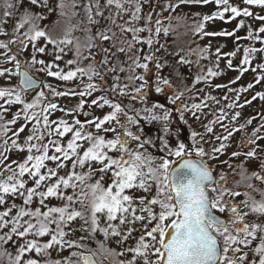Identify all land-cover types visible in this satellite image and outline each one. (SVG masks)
I'll return each instance as SVG.
<instances>
[{"label":"snow or ice","instance_id":"1","mask_svg":"<svg viewBox=\"0 0 264 264\" xmlns=\"http://www.w3.org/2000/svg\"><path fill=\"white\" fill-rule=\"evenodd\" d=\"M209 3L222 10L194 22L193 35L235 36V48L217 47L214 67H200L189 87L180 69H191L188 55L198 65L207 59L211 45L169 51L159 42L171 30L162 21L182 5ZM243 3L264 8V0ZM227 12L261 26L248 25L244 37L237 35L243 20L234 31H205ZM52 14L62 27L43 23ZM238 54V65L227 59L220 68L222 58ZM234 68L235 79L211 85ZM249 71L254 82L230 87ZM49 78L79 84L60 90ZM262 81L264 16L229 0H0V264H97L100 257L111 264H264V112L246 133L256 117L240 123L243 112L235 110L264 101L256 92L241 102ZM201 83L235 99L210 113L202 133L189 125L184 136L186 113L201 122L207 101L220 104L210 93L183 102L186 91L204 92L195 87ZM60 97L79 100L68 108ZM93 107L108 111L76 118ZM236 133L246 134L230 151Z\"/></svg>","mask_w":264,"mask_h":264},{"label":"rangeland","instance_id":"2","mask_svg":"<svg viewBox=\"0 0 264 264\" xmlns=\"http://www.w3.org/2000/svg\"><path fill=\"white\" fill-rule=\"evenodd\" d=\"M164 2H165V0H161L162 4ZM229 3H230V5L239 7L240 9L247 7L255 15L264 16V8H261L259 6H254V5H245L243 3V0H229ZM218 10H222V8L218 9L217 5L215 3H209L207 5H196V4L182 5L180 10H178L177 12L171 13L173 19L168 20L165 18L162 21L165 26H170L171 30H170V34L167 37H164L163 35H161V37H159V42L161 44L166 43L169 46V51L179 50L182 48V49H184V52L182 54H187L189 49H195L198 46L199 47H206L209 44L211 45L210 52L212 53V55H210L207 59H199V65H198L197 64V60H198L197 55H195V54L188 55L187 58L193 62L191 69H189L188 66H184L182 69H180V71L182 72L183 77H184V83H187L189 87H192V80L194 79L195 75L199 72L200 67H203L205 70L208 67H214V65H215V49L217 47H220L223 52H230V51H233L235 48V36H232V37H228V36H204V37H200V36H194L192 31H191V27L194 24V22L202 19L203 15H211L213 12H216ZM164 15H166V14H162V16H164ZM177 16L181 17V19H176ZM231 16H232V14L230 12H227V13H224L225 18L223 20L216 18L214 20H210V21L206 22L205 31H208V32L234 31V30H236L237 23H239L240 20H243L245 26L243 28L239 29V31L237 32V35H239L240 37H244L247 35L248 25H252V27L254 29L261 26L260 21L254 20L251 17L241 16V17H237L236 19H231ZM125 18H127V17H125ZM58 20H60V26L62 27L63 26V20H61V18H59L56 14H52V16L49 17V19L45 20L43 23L48 24L51 27V26H54L56 24V21H58ZM119 22L120 21H118V23ZM73 23H75V20L73 21ZM117 31H118V29H117ZM141 35H147V34L142 33ZM73 36H81L82 37L83 34L81 32L77 31V32L73 33ZM239 43L241 45L246 46L249 42L247 40L241 39L239 41ZM255 46L260 47L261 45L256 44ZM138 47H139V45H138ZM144 50L147 51L146 45L144 46ZM72 58H73V55L71 52H69L67 54V56L65 57V60L72 59ZM227 59H232L233 64L238 65L239 59H240V54H238V56L235 58H231V57L222 58L221 62H220V68L221 69L225 68ZM257 62H259V60L254 61L253 66H255V63H257ZM23 66L27 68L26 64H24ZM60 66L64 67L63 62H60ZM67 70L68 69L65 68V71H67ZM189 73H191V75H189ZM164 74L167 75V71H165ZM33 75H36V74H33ZM237 75H239V72L235 68L232 70H227L221 76L210 78V83L213 86L215 84H228L229 80L235 79V77ZM255 75L256 74H254L250 71L246 72V73H244V75L241 77V79L236 84L230 85V87L239 88L241 85L247 86L248 83L254 82ZM39 78L44 79V77L42 75ZM15 82L16 81L13 80V83H15ZM49 82L53 83L54 85L59 84L60 90H67L68 88H73L77 84H79V80H76L74 82H67L65 84L64 82L56 81L55 78H49ZM136 83L139 84L140 82L137 81ZM176 87L178 88V90L182 91L183 90V83H180L179 81H177ZM195 87L196 88H202L204 90V92L197 95L194 90L192 92L186 91V92H184V96L182 98L183 102L188 103L190 105L193 102H199L200 97L203 96L205 93H210L212 96H215L220 100V104L217 105L214 101H211V100L207 101V103L209 105H211V109H209V108L203 109V111L205 113H209V115H207L206 117H202L201 122H195L192 119L191 115L186 113V116L188 119V125H186L187 129L183 130L184 136L188 135L190 128H191V130H195L197 132L202 133L204 130L201 127V123H207L208 120H211L214 118V116L210 113L212 111H216L219 107L226 105L227 103H230L232 100L235 99V96L231 93H228V96H229L228 100L223 99L225 93H227L226 88L225 89H215L214 87H208L206 84H203V83L198 84ZM256 92H264V81H262L260 84L255 85L253 87V89L249 90L248 93H242L241 94V102H243V100L245 98L251 99V96L255 95ZM33 95H35L34 92L29 93L28 99L30 100ZM95 95H99V93H95L94 96ZM153 96H155L154 92H153ZM160 98H161L162 102L166 103V101L163 100L162 96ZM88 99H91V98H88ZM78 100H79V97H69V98L60 97V98H57V102L59 103L60 106L68 107V108L74 107L78 103ZM124 103H128V101L124 100ZM137 106H142V105H139V103L137 102ZM89 110L94 112V116H102L104 113H106L108 111V108L100 110V109L93 107ZM235 110L243 112V117L239 121L240 123L244 122V118L256 117V119L253 121V124L247 126V129H246V133L251 132L252 128L256 127L259 123H261L258 113L264 112V101H261L259 98H257V100L253 101L251 105H246L242 110L241 109H235ZM228 111L231 112L232 110H228ZM217 114H218V112H217ZM61 115H62V113L57 112L55 114V116L53 117V119H55ZM72 118L73 117H68L69 120H71ZM76 118H79L82 121L87 119V118L83 117L81 115V113H77ZM224 123H228V121L225 120ZM189 125H190V128H189ZM147 127H150L151 131H153V130L157 131L155 126H147ZM173 128H175V125H173ZM216 131L220 132L223 130L220 129L219 126H216ZM246 133H236L235 134V137L233 139V146L230 149V151L236 150V147H235L236 141L242 135H245ZM205 147H208V146L205 145ZM11 158L16 159L17 157L15 155H13ZM20 158H22V156ZM241 159H242V157H241ZM249 167H250V169H254L255 165H250ZM231 179H239V177H234V178L230 177V180ZM258 187H261V185L258 184ZM241 190H243V189H241ZM53 203H55V201H53ZM251 219H255V217H252ZM77 235H79V233ZM98 238L102 239V237H98ZM92 245H95V244H92ZM109 247H115V245L113 243L109 242ZM80 251H83V250L81 249ZM117 251H119V249H117ZM67 254H68L67 251H65L63 253V255H65V256ZM52 258L56 259L59 257L57 256V254L55 252H53ZM101 261H102V264H111V258L105 260V259H103V257H100L98 260V263L101 264Z\"/></svg>","mask_w":264,"mask_h":264},{"label":"water","instance_id":"3","mask_svg":"<svg viewBox=\"0 0 264 264\" xmlns=\"http://www.w3.org/2000/svg\"><path fill=\"white\" fill-rule=\"evenodd\" d=\"M21 70H28L26 67H22V69ZM88 112H89V116H84L83 114H81L83 117H85V118H87V119H89V118H92L93 116H94V112L93 111H91V110H88ZM97 264H99L98 262H97Z\"/></svg>","mask_w":264,"mask_h":264},{"label":"trees","instance_id":"4","mask_svg":"<svg viewBox=\"0 0 264 264\" xmlns=\"http://www.w3.org/2000/svg\"><path fill=\"white\" fill-rule=\"evenodd\" d=\"M157 94L155 93V96H156ZM182 127H183V130H186L187 129V126L186 125H182ZM156 130H153V131H151V134H156ZM91 247H95V245H91Z\"/></svg>","mask_w":264,"mask_h":264}]
</instances>
